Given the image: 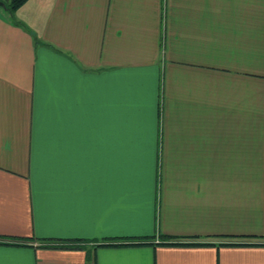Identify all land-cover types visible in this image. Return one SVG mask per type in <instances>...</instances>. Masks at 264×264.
Wrapping results in <instances>:
<instances>
[{
    "label": "crops",
    "instance_id": "1",
    "mask_svg": "<svg viewBox=\"0 0 264 264\" xmlns=\"http://www.w3.org/2000/svg\"><path fill=\"white\" fill-rule=\"evenodd\" d=\"M0 259L264 264V0L0 6Z\"/></svg>",
    "mask_w": 264,
    "mask_h": 264
},
{
    "label": "trees",
    "instance_id": "2",
    "mask_svg": "<svg viewBox=\"0 0 264 264\" xmlns=\"http://www.w3.org/2000/svg\"><path fill=\"white\" fill-rule=\"evenodd\" d=\"M5 4V8L10 12L13 13L15 9H17L20 5H22L26 0H2ZM34 41L37 43L39 40L34 37ZM168 245H201L203 243L192 242V241H181V242H172L167 243ZM103 245V244H102ZM100 245V246H102ZM105 245H112V244H105Z\"/></svg>",
    "mask_w": 264,
    "mask_h": 264
},
{
    "label": "water",
    "instance_id": "3",
    "mask_svg": "<svg viewBox=\"0 0 264 264\" xmlns=\"http://www.w3.org/2000/svg\"><path fill=\"white\" fill-rule=\"evenodd\" d=\"M0 6L1 7H5V4H4V2L2 0H0Z\"/></svg>",
    "mask_w": 264,
    "mask_h": 264
},
{
    "label": "snow or ice",
    "instance_id": "4",
    "mask_svg": "<svg viewBox=\"0 0 264 264\" xmlns=\"http://www.w3.org/2000/svg\"><path fill=\"white\" fill-rule=\"evenodd\" d=\"M0 264H4V262L2 261V259H0Z\"/></svg>",
    "mask_w": 264,
    "mask_h": 264
}]
</instances>
